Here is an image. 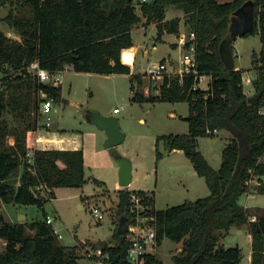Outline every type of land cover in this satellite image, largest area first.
I'll list each match as a JSON object with an SVG mask.
<instances>
[{
	"label": "trees",
	"instance_id": "1",
	"mask_svg": "<svg viewBox=\"0 0 264 264\" xmlns=\"http://www.w3.org/2000/svg\"><path fill=\"white\" fill-rule=\"evenodd\" d=\"M245 1L146 0L137 2V12L133 0H112L110 4L107 0H0V4L13 5L3 19L20 35L19 39L13 38L0 28V204H36L42 215L30 221H10L0 213V264H79L81 256L78 246L61 243L53 224L46 221L44 204L49 198L37 186L46 183L52 197L55 187L82 186L86 181L83 151L34 148L33 162H27L28 132L32 133L39 121V93L52 96L54 102L64 100L61 85L39 81L29 70L30 63L36 60L50 72L69 66L75 71L128 73L130 67L121 61V50L126 61L132 50L131 29L143 17L144 23H156L157 37L164 31L178 32L180 18H165L168 7L179 9L187 34L194 33L185 47L193 43L197 72L182 77L164 73L157 92L147 94L143 76L132 73L130 98L187 101L188 114L184 118L188 131L158 134L156 159L165 151L182 149L195 171L205 178L209 193L155 209L151 193L120 187L115 219L130 218V193L141 195L148 204L146 214L153 216L150 223L156 243L164 237L181 241L180 249L171 256L173 264H242L241 247L225 246L219 238L233 225H246L251 235L250 264H264V208L238 202L246 192L264 194V0H250L253 26L240 34L257 33L261 42L252 57L256 74L251 78V94L243 89L245 69H227L219 54V44L228 36L231 14ZM234 38L230 40L232 50ZM201 74L209 76L207 86L192 89ZM6 112L11 114L12 122L5 118ZM214 129L231 132L217 168L195 148L196 137L212 135ZM8 136L14 137L12 144ZM159 141L163 150L158 147ZM93 180L103 183L96 177ZM113 239V244L103 242L100 246L108 255V263L128 264V242L116 230ZM80 246L84 250L82 242ZM144 264L165 263L152 253L145 257Z\"/></svg>",
	"mask_w": 264,
	"mask_h": 264
},
{
	"label": "rangeland",
	"instance_id": "2",
	"mask_svg": "<svg viewBox=\"0 0 264 264\" xmlns=\"http://www.w3.org/2000/svg\"><path fill=\"white\" fill-rule=\"evenodd\" d=\"M107 2L110 4L112 0H107ZM134 2L137 12H140L139 3ZM109 4H103V6L107 7ZM10 8L13 9L10 2L0 4V28L7 35L19 39L20 35L3 19ZM177 12L181 13L175 7L167 9L168 16ZM141 25V22H138L131 31L133 43L138 44L137 63L143 65L147 61L159 60L162 57H167L168 52L173 57L177 56V52L167 44L157 42V47L154 48L152 46L154 38L150 36L152 25L147 28L145 35ZM183 33L179 34L178 42ZM174 36L173 34L172 37ZM245 39H247L246 42H244ZM239 45L243 58L236 57L235 63L240 66L251 65V56L248 52L253 47L256 52L254 51L252 57L258 53L259 39L253 34L242 36ZM144 47H147L148 53H144ZM131 56L132 50L130 60ZM251 68H253V63ZM118 73L75 71L72 68H65L62 71V94L65 101L56 104L51 111V128L63 133L78 135L83 150L84 175L86 177L82 186L57 187L56 196L44 204L47 214L60 215V219L57 216L52 224L61 234L59 240L63 244L71 245L78 239L82 241H86L84 239H101L115 242L113 239L116 230L114 215L117 189L120 186L118 183V157L120 156L126 157L131 163V180L127 187L151 193L155 209L178 204L185 200H194L209 193L205 178L195 171L190 158L185 153L165 151L161 157L156 159L155 140L158 134L186 133L188 131V121L184 118L188 114L187 101L132 100L129 78L117 75ZM255 74L256 71L253 76ZM246 76L253 78L252 72L249 71L243 72V77ZM160 79L158 77L152 78L150 81L147 79L144 88L145 94L155 93ZM207 81V76L201 78L200 86L204 87ZM243 89L247 94H251L253 92L251 82H244ZM114 107L119 108L118 112H113ZM88 111L115 115L120 130L124 134L123 139L116 145L105 146L103 142L106 138V131L87 119ZM5 118L12 122L9 112L5 113ZM229 136H231V132L226 129H219L212 135H199L196 137L195 148L201 152L213 168H217L221 161L222 149ZM158 147L163 150L161 141H159ZM19 171H21V166ZM93 177L102 180L103 183L95 182ZM252 185H254V181H252ZM238 202L251 204L253 201L250 195L247 197L246 194H241ZM93 205L98 206L103 212L101 219L92 213L91 206ZM248 207L254 208V206ZM6 210L9 211L7 217L14 221L19 220L16 210L26 213V218L23 220L30 221L42 216L41 210L36 204L16 203ZM224 236L225 245L237 244L241 247V251L245 253L242 255L243 264H245L248 245L246 233L239 226H231L229 232ZM221 239L222 237L219 238V241ZM180 243L181 241L174 242L164 237L162 242L156 245L154 253L165 264H173L171 256L179 250ZM84 254L78 259V263L92 264L91 259Z\"/></svg>",
	"mask_w": 264,
	"mask_h": 264
},
{
	"label": "built area",
	"instance_id": "3",
	"mask_svg": "<svg viewBox=\"0 0 264 264\" xmlns=\"http://www.w3.org/2000/svg\"><path fill=\"white\" fill-rule=\"evenodd\" d=\"M133 1H146V0H133ZM194 37V33L190 31L188 34H181L180 44L183 47L184 51L180 56L177 64L174 66L173 64H169L166 59H159L156 61H151L147 64L144 70V75L149 78H161L164 73L167 74H176L179 77H182L184 74H196V61L194 56V46L193 43L190 42L189 46L186 48L185 43L186 40H192ZM170 65V67H169ZM29 70H31L39 81L49 82L53 85H58L61 82V74L62 70H57L55 72H50L48 69L41 67L39 63L35 60L32 61L29 65ZM205 75H199L198 83L193 84L192 89H195L197 86H200L201 78ZM208 82V81H207ZM206 85L202 88H205ZM246 82H251V78L242 76V84ZM54 103L53 97L48 96L44 92L39 93V101H38V113H39V121L37 124V128L31 131L38 132L40 129H48L52 123V105ZM119 108L114 107L113 112H118ZM264 114V108L261 110ZM218 130L214 129L211 132L216 133ZM28 132L27 137V145L30 146L26 156V160L28 163L33 162V150L34 148H39L35 141H38L37 135H33L31 138V134ZM39 134V133H38ZM33 140V142H32ZM42 192L46 194V196L51 200L53 197L49 194L51 188L46 185V183H40L37 186ZM251 193V192H247ZM146 208H148V204L143 200V197L136 192L130 193L129 199V212L131 217L128 218L127 229L123 233L124 239L128 242L127 250H126V261L128 264H144L145 257L148 254L154 253L156 243V234L155 229L150 223V220L153 219V216L146 214ZM91 211L98 219L103 217V212L99 209L98 206H91ZM56 215L51 216L49 214L46 215V221L48 223H53ZM252 219L254 216L251 217ZM54 231L57 233L58 237L61 236L58 229L54 227ZM84 245V253L87 257L91 259L92 264H109L107 261L108 255L101 251L100 247L92 246L91 244H87L85 241L82 242Z\"/></svg>",
	"mask_w": 264,
	"mask_h": 264
},
{
	"label": "crops",
	"instance_id": "4",
	"mask_svg": "<svg viewBox=\"0 0 264 264\" xmlns=\"http://www.w3.org/2000/svg\"><path fill=\"white\" fill-rule=\"evenodd\" d=\"M174 15H177L179 16L180 18V21H179V26H178V32H167V31H164L160 37H157V29H156V23L155 22H150V23H144L145 22V17L142 18L141 20V27L144 29L143 30V34L145 35L146 34V30L147 28L152 25L150 28V36L152 38H154V41L152 43V46L155 48L157 47V42L159 43H162L164 45H168L169 47H171L173 50H175L177 52V56L176 57H173V55H171L170 52L167 53V57H162L161 59H166V61L169 63V64H173L174 66L177 64V60H179L180 56L182 55L184 49L183 47L181 46L180 42H178V36L180 33L184 32V33H187V30H186V27L184 25V22H183V14L182 12L180 13H175L173 15H167V10L165 12V18H170ZM132 31V29H131ZM175 35L174 37H172V35ZM253 35H256V37L259 39V36L257 33H254ZM241 35H237L234 40H233V43H232V46H233V55H234V67L235 68H244L245 70L244 71H249V72H252V76H253V73H254V69L251 68L252 67V54L254 53V51L256 52V50L251 47L250 49V52H248V54H250L251 56V65H245V66H240L238 64L235 63V58L236 57H240V58H243V53L241 52V49H240V45H239V40L241 39ZM239 39V40H238ZM247 39L244 40V42H246ZM133 42V41H132ZM259 43H260V46L257 47V50L260 49L261 47V42L259 40ZM129 47H132V56H131V60L129 61H124L122 59V50H121V54H120V59L123 63L125 64H128L129 67H130V71L127 73V72H121V73H118L117 75H123V76H126L128 78H130V74L132 73H135V74H139L140 76L142 75L143 76V79H144V88H145V85H146V81H147V77L145 78L144 76V70H145V67L147 66V64L150 62V61H147L146 64L143 66V65H140L139 63H137V59H136V54H137V49H138V44L136 43H132V45H130ZM128 48V47H126ZM144 53H148V50H147V47H144L143 49ZM178 58V59H177ZM143 66V67H142ZM170 67V65H169ZM67 69H70L71 67H66ZM65 68L62 70L64 71ZM112 73H115V72H112ZM62 76V74H61ZM208 77L209 79V76L208 75H205ZM251 76V75H250ZM250 76H246V77H249L251 78ZM162 78V77H161ZM161 80V79H160ZM62 80L60 82V85H61V97L62 99L64 100H61V101H58V102H54L53 105H52V110L53 108L55 107L56 104H61L65 101V98L63 97V92H62ZM137 87V86H136ZM157 92V91H156ZM247 93V92H246ZM36 133V134H35ZM39 133V134H38ZM35 135H37V137L39 138L38 141H35L34 143L37 144V146L39 148H61V149H74V148H81V142L78 138V135L76 134H69V133H66V132H60L56 129H52L51 126L48 128V129H40L38 132H34ZM14 142V137L13 136H8V143L12 144ZM33 142V140H32ZM82 149V148H81ZM83 151V150H82ZM170 152H176L178 154L180 153H184L182 149L180 148H174L172 149ZM60 187V186H59ZM121 186H119L120 188ZM56 189L57 187L54 188V195L56 196ZM243 194H246L247 197H251L252 199V203L251 204H248L247 202L246 203H243L244 206H257V207H264V194H261V193H243ZM154 199V198H153ZM242 204V203H241ZM16 205V203L14 204H11V203H1L0 204V213L3 214V216L7 219V220H10V221H14L13 219H10L8 218V212L6 209H8V207H12ZM16 214H23L24 215V218H26V213L24 211H20V210H16ZM57 216H58V219H60V215H56L55 219H57ZM23 218V219H24ZM19 219V218H18ZM121 218H116V228L117 229V226L119 224V220ZM233 226H236L238 227L237 225H233ZM239 227H241V230H243L245 233H246V237H247V250H246V263L245 264H250V261H251V235L250 233L248 232L247 230V227L246 225H240ZM225 237V236H224ZM224 237H222V239L220 240V242L224 244L225 240H224ZM86 240L85 242L87 244H91L92 246H95V247H100L102 245L103 242H105L106 240H90V239H84ZM83 242L82 240L78 239V241L74 244H76L78 247H77V250L79 252H81L80 255H82L84 253V250L83 248H81L80 246V243ZM107 244H113V242H110V241H106ZM105 242V243H106ZM180 242V241H179ZM181 244V243H180ZM225 246H230V245H225ZM180 249V248H179ZM245 253L242 252V255H244ZM86 255V254H84ZM81 257V256H80ZM79 257V258H80ZM85 258V257H84ZM87 259V258H86ZM242 264H243V260H242Z\"/></svg>",
	"mask_w": 264,
	"mask_h": 264
},
{
	"label": "water",
	"instance_id": "5",
	"mask_svg": "<svg viewBox=\"0 0 264 264\" xmlns=\"http://www.w3.org/2000/svg\"><path fill=\"white\" fill-rule=\"evenodd\" d=\"M253 26V14L251 9V1L247 0L238 8H236L230 17L228 26V36L223 38L219 44V54L227 69L234 67V55L230 45V40L237 35L251 29ZM87 119L95 123L99 128L105 129L106 138L103 144L107 147L119 143L124 134L118 125V119L115 115H104L97 111H88ZM118 183L121 187H126L131 180V163L124 157H118ZM19 220H23L24 215H19ZM128 217H121L116 229L117 234H123L127 229Z\"/></svg>",
	"mask_w": 264,
	"mask_h": 264
},
{
	"label": "bare ground",
	"instance_id": "6",
	"mask_svg": "<svg viewBox=\"0 0 264 264\" xmlns=\"http://www.w3.org/2000/svg\"><path fill=\"white\" fill-rule=\"evenodd\" d=\"M127 54H128V55H127L126 61H129V60H130V55H131V49L128 51Z\"/></svg>",
	"mask_w": 264,
	"mask_h": 264
}]
</instances>
